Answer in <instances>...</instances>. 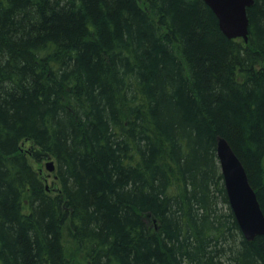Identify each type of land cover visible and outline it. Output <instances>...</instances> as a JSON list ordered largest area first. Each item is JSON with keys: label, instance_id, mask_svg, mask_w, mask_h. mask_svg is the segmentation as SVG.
Returning <instances> with one entry per match:
<instances>
[{"label": "trees", "instance_id": "16d2710c", "mask_svg": "<svg viewBox=\"0 0 264 264\" xmlns=\"http://www.w3.org/2000/svg\"><path fill=\"white\" fill-rule=\"evenodd\" d=\"M248 18L245 42L204 0H0V264H264L217 154L264 212V0Z\"/></svg>", "mask_w": 264, "mask_h": 264}, {"label": "water", "instance_id": "95a60500", "mask_svg": "<svg viewBox=\"0 0 264 264\" xmlns=\"http://www.w3.org/2000/svg\"><path fill=\"white\" fill-rule=\"evenodd\" d=\"M218 19L221 31L229 39L241 38L248 42V9L254 0H204ZM220 161L230 206L247 240L264 236V212L242 162L225 138L218 139ZM50 172L56 170L53 161L47 163Z\"/></svg>", "mask_w": 264, "mask_h": 264}, {"label": "rangeland", "instance_id": "374dc122", "mask_svg": "<svg viewBox=\"0 0 264 264\" xmlns=\"http://www.w3.org/2000/svg\"><path fill=\"white\" fill-rule=\"evenodd\" d=\"M25 146V145H24ZM49 160H45L40 164H37L36 162H34L31 159V163L33 164L34 168L40 172L43 180L45 181V183L52 189V191H57L59 188V184L58 181L56 180V172H50L47 169V163L49 162Z\"/></svg>", "mask_w": 264, "mask_h": 264}, {"label": "bare ground", "instance_id": "6f19581e", "mask_svg": "<svg viewBox=\"0 0 264 264\" xmlns=\"http://www.w3.org/2000/svg\"><path fill=\"white\" fill-rule=\"evenodd\" d=\"M205 2V1H204ZM217 147H218V145H217ZM217 154H218V152H217ZM50 161H53V160H49V162ZM54 162V161H53ZM55 163V162H54ZM56 165V164H55ZM260 203V202H259ZM261 205V204H260ZM262 208V207H261ZM263 210V209H262ZM240 227V226H239ZM241 229V228H240ZM243 233V232H242ZM244 235V234H243ZM245 237V236H244Z\"/></svg>", "mask_w": 264, "mask_h": 264}]
</instances>
